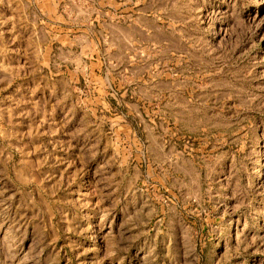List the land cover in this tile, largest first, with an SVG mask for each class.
Returning a JSON list of instances; mask_svg holds the SVG:
<instances>
[{
    "label": "rangeland",
    "instance_id": "1",
    "mask_svg": "<svg viewBox=\"0 0 264 264\" xmlns=\"http://www.w3.org/2000/svg\"><path fill=\"white\" fill-rule=\"evenodd\" d=\"M0 264H264V0H0Z\"/></svg>",
    "mask_w": 264,
    "mask_h": 264
}]
</instances>
